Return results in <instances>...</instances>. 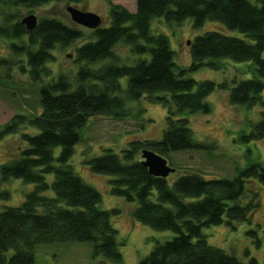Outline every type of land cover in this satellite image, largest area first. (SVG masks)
Instances as JSON below:
<instances>
[{
  "label": "trees",
  "instance_id": "trees-1",
  "mask_svg": "<svg viewBox=\"0 0 264 264\" xmlns=\"http://www.w3.org/2000/svg\"><path fill=\"white\" fill-rule=\"evenodd\" d=\"M107 1L110 24L91 29L90 39L75 49L76 62L82 65L76 73V88L65 75L54 78L40 88L38 113H18L0 127V141L24 125L36 131L24 132L26 145L19 156L0 165L3 181L20 178L26 184H35L21 204L0 212V264H35L37 246L72 241L91 243L95 255L121 263L118 233L111 222L115 210L101 208L100 192L85 182L68 160L90 118H128L129 102L144 96L168 109L162 139L134 140L121 157L110 150L89 159L92 171L113 176V194L137 201L133 213L137 221L174 233L158 241L137 264H244L234 254L209 244L203 228L250 221L259 196L254 191L255 198L247 204L240 200L252 183L264 185V163H252L228 178H206L197 171L185 170L171 183L168 178L151 175L143 158L136 155L144 147L162 157L204 149L205 145L195 139L187 115L208 113L211 106L206 98L217 88L230 90L228 100L232 105L264 104V0H136L135 12ZM50 2L60 0H0L10 9L0 21V36H27L28 72L34 82L50 75L46 62L55 59L54 49L72 47L85 37L81 26L55 16L41 17L38 26L30 30L21 20L12 22L17 17L13 11L19 7L34 9ZM156 17L174 24L192 18L195 28L216 21L252 42L229 36L224 30H210L190 42L193 61L189 67H182L175 61L169 38L151 30ZM119 43L139 55L134 64L120 62L115 52ZM10 47L18 49L14 43ZM224 59L253 62L252 77L229 87L227 81H196L186 76L188 70L203 65L219 68ZM105 60L104 65L95 66ZM8 63L0 57V66ZM122 78L127 79L126 86ZM259 120L243 140L264 138V112ZM57 147L60 153L56 156ZM48 174H54L51 182L47 181ZM49 189L54 196L44 194ZM8 195V191L0 192L2 199ZM248 264H256V259Z\"/></svg>",
  "mask_w": 264,
  "mask_h": 264
},
{
  "label": "rangeland",
  "instance_id": "rangeland-1",
  "mask_svg": "<svg viewBox=\"0 0 264 264\" xmlns=\"http://www.w3.org/2000/svg\"><path fill=\"white\" fill-rule=\"evenodd\" d=\"M115 4L126 7L135 12L136 0H111ZM74 5L81 10L98 13L104 25L110 24L109 3L107 0H81V3L60 0L40 5L34 9L19 7L13 13L17 16L13 23L22 20L29 13L41 17L55 16L71 22L70 14L66 11L68 5ZM0 21H4L3 14L10 9L0 3ZM85 37L76 41L72 47L56 48L53 50L55 59L46 62L50 75L43 76L41 81L34 82L29 75L27 58V36L2 37L0 36V57L7 59V65L0 66V127L10 121L18 113H27L31 116L40 110L39 92L45 83L54 78L66 76L73 89L78 85L76 73L82 65L76 62L77 46L90 39L91 29L82 26ZM153 33L165 34L171 47L176 52L175 61L182 67L192 64L190 42L200 34L210 30H224L229 36L245 38L237 30L226 29L221 23L207 21L199 28L193 26L192 18L182 24L166 22L162 17H156L151 22ZM14 43L17 50L10 44ZM25 44V45H24ZM24 47V49H23ZM121 63L134 64L139 55L130 50V46L119 43L115 47ZM264 58V52L262 53ZM107 60L95 64L104 65ZM94 66V67H95ZM254 64L251 61L237 62L233 59H224L219 68L203 65L197 69L188 70L186 76L196 81L214 80L218 83L227 81L229 87L236 82L251 78ZM126 78L121 83L126 86ZM230 90L217 88L206 98L211 109L208 113L189 114L188 122L198 142L205 145L204 149L184 150L166 155L170 165L176 167L174 174L168 176L172 183L181 171L193 170L201 175L212 178H228L236 175L239 169L247 168L256 162L264 163V138L257 140H243L242 136L251 133V130L264 112V104L256 106L232 105L228 100ZM264 98V92H263ZM131 113L128 118L114 119L104 115L90 118L81 130L80 141L74 146V153L68 160L74 171L82 179L91 184L101 194V208L115 212L111 222L117 229L120 252L123 256L121 263H114L107 258L94 254L91 243L62 242L51 245H39L35 250V264H137L145 258L158 241H165L174 236L173 231L155 230L147 224H142L133 217L137 201H127L124 197L117 196L111 191V178L113 176L97 174L92 171L89 159L100 156L112 150L120 157L123 150L134 141L161 140L166 129L167 107L147 96L139 101H130ZM24 132H36L29 125H24L17 133L11 134L0 141V165L10 162L19 156L23 142ZM146 148V147H144ZM143 149V148H142ZM56 156L60 153L57 147ZM137 158L141 157V151ZM0 172V192H9L6 199L0 198V212L7 206L21 204L27 193L35 189V184L24 183L20 178L2 180ZM54 174H48L47 181L51 182ZM251 189L246 192L240 202L247 204L255 198L253 192L258 194V207L251 213L250 221L234 222L230 226L223 223L204 227L203 232L209 244L225 249L229 254H234L242 263L248 264L253 258L256 264H264V185L260 187L252 183ZM248 187V188H249ZM44 194L54 196L52 189ZM256 200V199H254Z\"/></svg>",
  "mask_w": 264,
  "mask_h": 264
},
{
  "label": "water",
  "instance_id": "water-1",
  "mask_svg": "<svg viewBox=\"0 0 264 264\" xmlns=\"http://www.w3.org/2000/svg\"><path fill=\"white\" fill-rule=\"evenodd\" d=\"M66 11L70 14L73 23L80 26L95 29L103 25L101 16L96 12H90L84 9L81 10L72 4L67 6ZM21 22L28 30L34 29L38 26V17L31 12L29 15L25 16ZM141 158H143V165L149 169L151 175L168 178V176L176 172V167H172L165 156L162 157L153 149L143 148L141 151Z\"/></svg>",
  "mask_w": 264,
  "mask_h": 264
},
{
  "label": "flooded vegetation",
  "instance_id": "flooded-vegetation-1",
  "mask_svg": "<svg viewBox=\"0 0 264 264\" xmlns=\"http://www.w3.org/2000/svg\"><path fill=\"white\" fill-rule=\"evenodd\" d=\"M38 21H39V19H38Z\"/></svg>",
  "mask_w": 264,
  "mask_h": 264
}]
</instances>
